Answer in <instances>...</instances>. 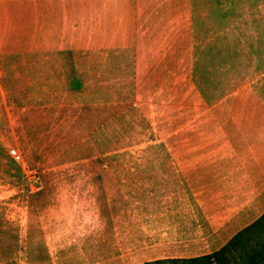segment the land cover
<instances>
[{"label": "crops", "instance_id": "obj_1", "mask_svg": "<svg viewBox=\"0 0 264 264\" xmlns=\"http://www.w3.org/2000/svg\"><path fill=\"white\" fill-rule=\"evenodd\" d=\"M80 27L130 56L165 42L216 90L215 112L205 128L169 134L181 133L177 159L76 163L95 171L0 193V264H140L219 249L264 212V0H0V58H47Z\"/></svg>", "mask_w": 264, "mask_h": 264}, {"label": "rangeland", "instance_id": "obj_2", "mask_svg": "<svg viewBox=\"0 0 264 264\" xmlns=\"http://www.w3.org/2000/svg\"><path fill=\"white\" fill-rule=\"evenodd\" d=\"M87 33L69 42L64 31L44 59L0 58V193L95 171L76 163L177 159L181 133L169 134L205 128L214 114L216 90L165 42L130 56L117 38Z\"/></svg>", "mask_w": 264, "mask_h": 264}, {"label": "trees", "instance_id": "obj_3", "mask_svg": "<svg viewBox=\"0 0 264 264\" xmlns=\"http://www.w3.org/2000/svg\"><path fill=\"white\" fill-rule=\"evenodd\" d=\"M140 264H264V212L211 253L158 258Z\"/></svg>", "mask_w": 264, "mask_h": 264}]
</instances>
